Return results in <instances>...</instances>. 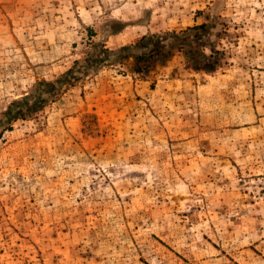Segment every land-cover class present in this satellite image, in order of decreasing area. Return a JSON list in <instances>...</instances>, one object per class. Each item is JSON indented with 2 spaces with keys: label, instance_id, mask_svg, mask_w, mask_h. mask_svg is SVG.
<instances>
[{
  "label": "rangeland",
  "instance_id": "374dc122",
  "mask_svg": "<svg viewBox=\"0 0 264 264\" xmlns=\"http://www.w3.org/2000/svg\"><path fill=\"white\" fill-rule=\"evenodd\" d=\"M0 264H264V0H0Z\"/></svg>",
  "mask_w": 264,
  "mask_h": 264
},
{
  "label": "trees",
  "instance_id": "16d2710c",
  "mask_svg": "<svg viewBox=\"0 0 264 264\" xmlns=\"http://www.w3.org/2000/svg\"><path fill=\"white\" fill-rule=\"evenodd\" d=\"M208 23L203 22L199 25L188 26L185 29L180 30L179 32H169V35L172 38V41L167 44L165 47H160L153 42L155 35H143L138 40L136 45H125L122 46L117 51V56L122 59H126L131 56V51L134 49L137 50L133 58L135 61H163L167 60L172 52L176 51L177 47L183 49V42L187 43L189 46L188 49H185V55L187 57L188 67L196 71H203L206 73L213 72L221 63L219 55L222 53L220 50H216L213 46H209V54L200 53L198 51V46L195 41L190 40V37L193 35V31L206 28ZM169 38V39H171ZM175 38L180 39L179 42H174ZM176 43V44H175ZM177 45V46H175ZM145 62H140L137 66H141ZM137 71H141L139 67L135 68Z\"/></svg>",
  "mask_w": 264,
  "mask_h": 264
}]
</instances>
